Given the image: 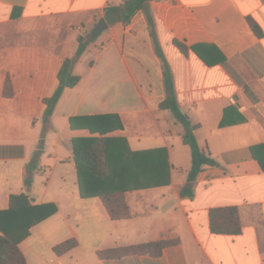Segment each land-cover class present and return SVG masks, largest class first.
Instances as JSON below:
<instances>
[{
	"label": "crops",
	"instance_id": "1",
	"mask_svg": "<svg viewBox=\"0 0 264 264\" xmlns=\"http://www.w3.org/2000/svg\"><path fill=\"white\" fill-rule=\"evenodd\" d=\"M124 1L0 0V211L19 193L32 205L56 207L19 243L27 264H264V0L149 1L178 101L217 162L199 173L192 198L180 193L191 148L183 125L160 106L163 62L143 10L127 24L108 23L89 44L74 69L80 81L64 91L45 130V99L78 36L105 18L106 7ZM7 79L11 96L4 94ZM99 115H118L122 127L106 135L123 139L129 151L167 152L160 161L169 183L126 190L129 218L113 219L100 196L81 194L72 141L98 136L89 127H98ZM35 156L38 169L29 171ZM146 168L140 161L127 176L140 172L139 180L149 182ZM227 206L240 209L242 233L211 231L210 210ZM175 237L180 242L160 256H99ZM70 240L77 245L56 250Z\"/></svg>",
	"mask_w": 264,
	"mask_h": 264
},
{
	"label": "trees",
	"instance_id": "2",
	"mask_svg": "<svg viewBox=\"0 0 264 264\" xmlns=\"http://www.w3.org/2000/svg\"><path fill=\"white\" fill-rule=\"evenodd\" d=\"M149 1L125 0L120 5L106 7L104 16L109 24L118 22L127 24L137 12L143 10L147 13L155 50L163 62L166 97L160 106L163 109L170 110L176 120L183 125V141L190 146L192 152V166L188 174V183L183 186L180 192L183 197L192 198L194 196V184L199 173L208 166L217 165V162L199 144L195 134L198 124L192 122L178 101L173 71L159 41L156 24L150 12ZM13 15L18 16L19 10L15 9ZM249 23L257 35H262L260 25L253 18H249ZM96 38L91 36V34H80L74 55L63 61L58 73L59 84L54 93L45 99V130L50 127L54 110L64 91L69 87L75 86L80 81L81 77L74 73L75 66L89 44ZM173 42L183 52L188 51V46L184 42L178 39H174ZM12 93L10 81L7 79L4 94L11 96ZM93 118L99 119L98 127L93 128L90 126L89 128L92 132H98L99 135L72 141L81 194L85 197L100 196L113 219L129 218L132 216V212L125 199L126 190L161 186L169 183L168 172L166 174L160 161V159L167 161V152L164 149L142 152L129 151L123 139L106 135L108 132L122 127L118 115H99ZM221 124L224 125V122ZM41 144H43V139ZM116 148L118 149L114 150ZM156 160L159 162L155 163ZM140 161H146L147 168L144 171L149 176V182H141L139 180L140 172L132 173L130 177L127 176L129 166L138 164ZM262 166L264 168L263 163ZM37 169V156H35L27 165V170L36 171ZM164 171L166 177L162 178ZM135 180L137 181L133 182ZM32 182V177L27 176L26 185L30 186ZM55 210L56 207L51 204L32 205L26 193L11 195L9 208L0 211V264H27L19 243L29 234L33 225L51 215ZM210 228L215 234L242 233L240 209L236 206L212 208L210 210ZM179 242L180 239L178 237L173 239L162 238L148 243L100 250L99 256L102 258H117L130 253L160 256L163 248ZM76 245L75 240H70L58 245L56 250L61 253Z\"/></svg>",
	"mask_w": 264,
	"mask_h": 264
},
{
	"label": "water",
	"instance_id": "3",
	"mask_svg": "<svg viewBox=\"0 0 264 264\" xmlns=\"http://www.w3.org/2000/svg\"><path fill=\"white\" fill-rule=\"evenodd\" d=\"M108 27V22L105 18H101L92 30L91 36L97 37L102 31Z\"/></svg>",
	"mask_w": 264,
	"mask_h": 264
},
{
	"label": "rangeland",
	"instance_id": "4",
	"mask_svg": "<svg viewBox=\"0 0 264 264\" xmlns=\"http://www.w3.org/2000/svg\"><path fill=\"white\" fill-rule=\"evenodd\" d=\"M95 27V26H94ZM94 27H92V25H90V26H88V31H87V33H84L85 35L86 34H91L92 33V30L94 29ZM81 34H83V33H81Z\"/></svg>",
	"mask_w": 264,
	"mask_h": 264
}]
</instances>
